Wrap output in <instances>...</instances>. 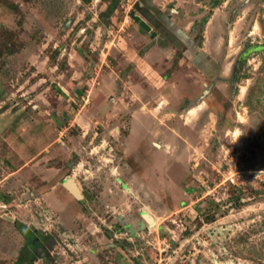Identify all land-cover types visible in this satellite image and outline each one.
<instances>
[{
  "label": "rangeland",
  "instance_id": "rangeland-1",
  "mask_svg": "<svg viewBox=\"0 0 264 264\" xmlns=\"http://www.w3.org/2000/svg\"><path fill=\"white\" fill-rule=\"evenodd\" d=\"M139 1L0 0V264H27L23 225L56 238L54 264H264V0H150L205 100L157 114L120 86ZM68 178L69 230L49 207Z\"/></svg>",
  "mask_w": 264,
  "mask_h": 264
},
{
  "label": "crops",
  "instance_id": "crops-1",
  "mask_svg": "<svg viewBox=\"0 0 264 264\" xmlns=\"http://www.w3.org/2000/svg\"><path fill=\"white\" fill-rule=\"evenodd\" d=\"M132 9L134 11L131 12V15L134 18L132 32L126 36L125 42L120 43V46L125 50L126 54L121 53L119 55L120 59H122L125 64V68H123L125 69V71L128 70L125 80H130V82L122 81L123 84L121 85L120 83V86L130 83V86L128 88L132 90L133 99H135L134 104H142V106H145V104H147V109L151 111V113L157 114L160 113V111L162 112L161 103L163 102V100L165 102L169 101V103H183L187 101L195 105L193 107L194 110L201 109L205 100H202L200 102L198 101V99L196 100V97L199 95L200 87L197 85H193L192 82H189L186 79L184 72L181 71V68L178 67L177 69H173L175 60L178 57L177 55L179 53V49L181 48V46H183L184 42L187 41L184 34L177 32L176 26L169 20L168 17H163L162 10L156 8L150 0H140ZM142 21L146 22V24L150 26V31L145 30L141 26L140 23ZM179 60L180 63L184 61L182 57ZM197 61H199L200 66L201 64H203V67L206 68V71L209 72V69H207V66H209V62L204 57L197 55L196 62ZM143 88L146 89L147 93L146 91H143ZM138 101L141 102L138 103ZM155 102H157L158 105L156 107H153V109H149V105ZM142 106L140 107V110L144 108ZM132 116L134 120L133 126H135L136 121L138 120V114L134 113L132 114ZM147 120L148 123H150V119L144 118L142 124L140 123V127L146 128V130L148 131L150 124H148L149 126L147 125ZM133 129L134 131L136 130V133L134 134L133 131L132 136H130L131 140L133 139V142L134 139L139 135L146 137L149 135L146 130H143V132L141 131V133L140 131H137L138 128L136 129V127H133ZM198 178L199 177L196 176V179ZM65 181H62L60 185H55V187L53 188L55 189L54 191L56 194L50 195L49 202L51 205L49 207L51 212H58L59 214L56 219V222L58 221V228L64 227L69 230V226L72 225L69 224L71 222V219L69 218V215H64L63 212L67 208L68 203L72 201L73 197L75 198V196L64 186ZM193 183H196L197 185L196 180ZM83 198L84 196L82 194V199ZM17 230L19 235L25 242V245L20 250V258L22 259V255H24V257L27 256V253L33 255L30 250V252H27L26 248L28 247V244H30L34 248L30 241L32 239H35V236L38 235L36 233V230H32L29 227L27 228V226L24 225ZM26 234L32 235L30 241H28L29 239H27ZM61 234L67 236L66 238H68V240H73L75 237L72 233H69L66 230H62ZM43 235L51 237L46 233ZM52 238L56 242L53 247L54 249L52 250L53 254L54 250L57 248V240L53 236ZM73 247L74 249H81L83 248V245H79L74 242ZM100 249L102 250V252H104L105 248L101 247ZM58 256L60 255L58 254L54 257ZM35 259L36 258L33 257V260ZM62 259L63 258L61 257V260ZM61 260H57L56 262H59Z\"/></svg>",
  "mask_w": 264,
  "mask_h": 264
},
{
  "label": "water",
  "instance_id": "water-1",
  "mask_svg": "<svg viewBox=\"0 0 264 264\" xmlns=\"http://www.w3.org/2000/svg\"><path fill=\"white\" fill-rule=\"evenodd\" d=\"M85 3H90L91 1L93 0H83ZM141 26L147 30V31H150L151 28L148 24H146V22L142 21L141 23ZM256 50L258 51H263L264 52V46H260L258 48H256ZM75 181L72 179V178H69L68 180H66L64 182V186L78 199H82V196H81V192L80 189H78V186H77V189L76 187L74 188L75 186ZM77 185V184H76ZM147 220H150L148 221L152 226L155 224L153 218H151V216H145ZM10 220H13V218H10ZM132 234H135L136 230L131 227V226H126ZM56 244L55 240L52 241V243L48 246V247H42V251L43 253H38L37 254V258L38 259H43L47 264H54L57 260H61V257L58 256V257H54L53 254H52V250L54 249V245Z\"/></svg>",
  "mask_w": 264,
  "mask_h": 264
},
{
  "label": "flooded vegetation",
  "instance_id": "flooded-vegetation-1",
  "mask_svg": "<svg viewBox=\"0 0 264 264\" xmlns=\"http://www.w3.org/2000/svg\"><path fill=\"white\" fill-rule=\"evenodd\" d=\"M41 237H42L41 235H36L35 236V239H32V242L31 243H32L33 246L36 247L35 248V251L33 252V255H32V257H34V258H37V254L39 252L40 253H43L42 247H44V246L45 247H48L52 243V241H53V238H51V237H44L45 238L44 240H42Z\"/></svg>",
  "mask_w": 264,
  "mask_h": 264
},
{
  "label": "trees",
  "instance_id": "trees-1",
  "mask_svg": "<svg viewBox=\"0 0 264 264\" xmlns=\"http://www.w3.org/2000/svg\"><path fill=\"white\" fill-rule=\"evenodd\" d=\"M31 236H32V235H30V234H26L27 239H31ZM27 257H28V256H25V259H26ZM25 261H27V264H34V261H35V260H33L32 255H30V257H28L27 260H25Z\"/></svg>",
  "mask_w": 264,
  "mask_h": 264
},
{
  "label": "built area",
  "instance_id": "built-area-1",
  "mask_svg": "<svg viewBox=\"0 0 264 264\" xmlns=\"http://www.w3.org/2000/svg\"><path fill=\"white\" fill-rule=\"evenodd\" d=\"M228 179H229V181L232 182V184H236V185H238V184H237V180H236V178H234V176H230Z\"/></svg>",
  "mask_w": 264,
  "mask_h": 264
}]
</instances>
